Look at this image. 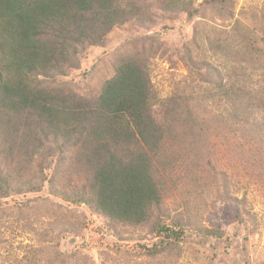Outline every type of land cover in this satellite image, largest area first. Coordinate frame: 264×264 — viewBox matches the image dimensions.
Instances as JSON below:
<instances>
[{
	"label": "trees",
	"instance_id": "16d2710c",
	"mask_svg": "<svg viewBox=\"0 0 264 264\" xmlns=\"http://www.w3.org/2000/svg\"><path fill=\"white\" fill-rule=\"evenodd\" d=\"M148 5L190 18L211 9L225 18L233 0H205L202 9L194 0H0V200L45 194L49 232L83 239V208L101 235L120 242L152 235L153 244L133 245L130 256L176 264L200 220L172 212L170 202L186 191L188 201H204L212 132L249 139L252 152L264 156V51L204 24L183 58L207 86L202 91L162 98L152 78V42L121 51L99 86L65 81L113 30L154 25ZM42 251L17 262L57 264L58 251L44 250L46 258Z\"/></svg>",
	"mask_w": 264,
	"mask_h": 264
},
{
	"label": "rangeland",
	"instance_id": "374dc122",
	"mask_svg": "<svg viewBox=\"0 0 264 264\" xmlns=\"http://www.w3.org/2000/svg\"><path fill=\"white\" fill-rule=\"evenodd\" d=\"M204 1L194 0V5L202 9ZM148 7L155 14L154 25L130 22L113 30L105 46L89 49L80 68L65 81L80 87L99 86L113 75V64L121 51L144 45L152 48V42L158 48L152 60V78L162 98L185 88L202 91L207 86L189 72L183 58L184 47H193L204 24L228 31L239 46L251 48L258 55L264 51V0H233L232 16L225 18L211 9H206V17L190 18L186 13ZM206 145L212 166L209 186L200 189L204 201H188L186 191L175 193L170 202L172 212L190 217L193 213L200 220L199 232H189L181 243L183 251L176 264H264V156L252 152L249 139L243 141L240 135L228 131L212 132ZM45 196L25 194L0 200V264H18L30 250L50 247L53 253L58 251L59 258L53 256L57 264L61 259L64 264H145V258L137 259L129 252L137 243L153 244L151 234L131 242L101 235L96 218L81 208L77 212L86 217L88 225L84 238H64L60 229L48 231L51 223L45 216L49 207L44 205ZM34 213L40 220H30ZM47 231L49 235L42 236Z\"/></svg>",
	"mask_w": 264,
	"mask_h": 264
}]
</instances>
